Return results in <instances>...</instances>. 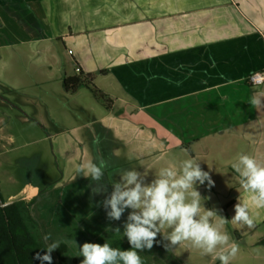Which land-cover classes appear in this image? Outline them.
I'll return each instance as SVG.
<instances>
[{"label":"crops","instance_id":"obj_1","mask_svg":"<svg viewBox=\"0 0 264 264\" xmlns=\"http://www.w3.org/2000/svg\"><path fill=\"white\" fill-rule=\"evenodd\" d=\"M4 49L14 50L10 59L1 55ZM22 53L30 90L43 93L26 100L34 103L31 121L60 128L48 136L61 172L51 183L62 188L59 196L77 185L88 202L89 194L101 204L122 172L135 170L150 183L164 169L179 175L190 155L214 182L210 189L207 181L195 184L202 211L229 221L210 218L212 226L240 241L241 226L231 220L235 205H247L254 226L243 234L257 244L264 208L251 203L242 166L237 172L233 165L249 155L264 166V108L250 104L264 85L246 83L250 73L264 70V0H0V83L8 84L14 61L25 64ZM78 71L91 75L111 100L109 109L90 101L82 87L64 90L63 81ZM44 99L52 109L47 120ZM56 110L71 121L55 118ZM2 130L0 142L12 143ZM101 157L106 187L93 196L96 183L76 168ZM45 189L25 187L18 200L33 203ZM170 231L165 227L156 237L165 247ZM164 246L178 264H220L216 257L229 247L202 254L191 241Z\"/></svg>","mask_w":264,"mask_h":264},{"label":"rangeland","instance_id":"obj_2","mask_svg":"<svg viewBox=\"0 0 264 264\" xmlns=\"http://www.w3.org/2000/svg\"><path fill=\"white\" fill-rule=\"evenodd\" d=\"M12 53L14 50H1L4 59H10L9 56ZM23 53L19 56H23L25 63L23 66L21 65L23 70L14 61L11 66L12 70L7 72L9 75L6 74L8 84L0 83V96L7 100L5 102L0 99V126L4 135L14 139L12 143L8 140L0 142V203L9 204L18 200L20 191L25 187L32 186L41 190L47 187L29 205V213L37 223L43 239L45 236L50 237L48 241L44 239L47 246L52 241H59V245L66 246L64 257L67 264H81L83 259L75 255L76 249L71 244L72 240H75L78 245L85 242L103 244L107 241L114 248L129 250L130 245L127 239L122 237V234L105 230L106 228H120L122 233L128 216L127 210L119 221L109 220L107 212L110 209L103 207L102 204H97L95 198L92 199L89 194L92 201L88 202L87 193L79 192V186L74 185L65 189L66 196L63 197L62 194L59 196V192H63V190L60 191L62 188L53 190L51 183L60 179L61 172L52 153L48 136L56 131L60 132V128H55L48 122H41L42 126L31 121L32 115L35 114L33 108L31 109V105L34 103L28 105L26 100L29 98L34 102L43 93L39 91L37 94L36 91L30 90V81L26 73L31 70L27 69L28 66L26 67L27 58ZM51 82H56V80ZM58 85L56 83L57 89H60ZM82 91L90 101L100 103L104 107L103 103L96 100L88 89L83 88ZM44 100L46 105L43 104L42 114L47 120V116H50L49 110L52 109L47 102L48 99ZM53 112L55 118L64 120V124L71 121L63 111ZM246 227H240L238 231L241 236L240 241L236 242L239 245V250L230 259L229 264H264V243H259L264 234L256 241V245L251 246V242L255 239H252L253 236L243 234ZM260 232H264V224L258 225L256 233ZM163 246V241L157 239L152 249L140 251L139 255L144 264H178L167 251L162 250ZM164 248L166 247L164 246Z\"/></svg>","mask_w":264,"mask_h":264},{"label":"clouds","instance_id":"obj_3","mask_svg":"<svg viewBox=\"0 0 264 264\" xmlns=\"http://www.w3.org/2000/svg\"><path fill=\"white\" fill-rule=\"evenodd\" d=\"M250 104L252 107L264 108V91L253 94ZM106 167L107 162L101 157L98 162L88 161L76 168L77 175L96 183V187L91 188L93 196L105 190L106 186L101 181L104 180ZM233 167L245 178L242 182L244 189L253 193L251 203L257 208H264V166L258 165L257 160L249 155H240L239 165L234 164ZM205 181L209 189L214 186L209 172L202 171L200 164L190 155L183 161L179 175L173 170L164 169L150 183H145L141 173L135 170L122 172L120 181L112 184L110 197L101 201V204L110 209L107 212L109 220L119 221L125 210H130L122 233L120 228L105 229L122 234L130 249L114 248L107 241L103 244L85 242L78 245L72 240L75 255L83 258L81 264H144L139 252L152 249L157 234L167 227L171 231L164 235V239L169 241L166 250L187 241L202 249V254L212 253L218 245H228V251L216 258L220 264H229L238 252L239 245L209 222L210 218L218 219L221 225L229 221L217 217L213 210L202 211L201 195L195 190V184L199 182L203 185ZM234 210L233 224L248 228L254 226L247 205L238 203ZM44 239L48 241L50 237L45 236ZM59 243L52 241L47 250L43 254L37 253L34 259L39 260L40 264H52L51 253Z\"/></svg>","mask_w":264,"mask_h":264},{"label":"trees","instance_id":"obj_4","mask_svg":"<svg viewBox=\"0 0 264 264\" xmlns=\"http://www.w3.org/2000/svg\"><path fill=\"white\" fill-rule=\"evenodd\" d=\"M78 72V76L63 81L64 90L72 93L78 88H86L109 109L111 100L93 84L91 75ZM31 203L32 201L25 203L23 200H16L0 207V264H40L34 256L37 253L43 254L47 245L29 213ZM259 243H264V237ZM65 253L66 246L60 244L51 253L52 264H67Z\"/></svg>","mask_w":264,"mask_h":264},{"label":"built area","instance_id":"obj_5","mask_svg":"<svg viewBox=\"0 0 264 264\" xmlns=\"http://www.w3.org/2000/svg\"><path fill=\"white\" fill-rule=\"evenodd\" d=\"M69 53H71L69 51ZM246 83L250 87H258L264 85V70L250 73L246 78Z\"/></svg>","mask_w":264,"mask_h":264},{"label":"water","instance_id":"obj_6","mask_svg":"<svg viewBox=\"0 0 264 264\" xmlns=\"http://www.w3.org/2000/svg\"><path fill=\"white\" fill-rule=\"evenodd\" d=\"M0 99L1 100H3V101H7L6 99H4V98H2L1 96H0ZM10 204V203H9ZM6 205H8V204H3V203H0V207H4V206H6Z\"/></svg>","mask_w":264,"mask_h":264}]
</instances>
